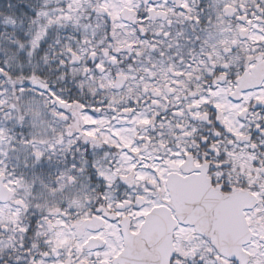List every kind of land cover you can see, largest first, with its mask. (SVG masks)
<instances>
[{
  "label": "snow or ice",
  "instance_id": "snow-or-ice-1",
  "mask_svg": "<svg viewBox=\"0 0 264 264\" xmlns=\"http://www.w3.org/2000/svg\"><path fill=\"white\" fill-rule=\"evenodd\" d=\"M0 264H264V0H0Z\"/></svg>",
  "mask_w": 264,
  "mask_h": 264
}]
</instances>
